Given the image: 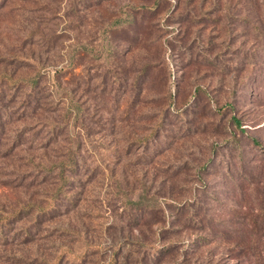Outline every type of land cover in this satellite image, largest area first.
<instances>
[{"label": "rangeland", "instance_id": "obj_1", "mask_svg": "<svg viewBox=\"0 0 264 264\" xmlns=\"http://www.w3.org/2000/svg\"><path fill=\"white\" fill-rule=\"evenodd\" d=\"M2 75L0 264H264V0H6Z\"/></svg>", "mask_w": 264, "mask_h": 264}, {"label": "trees", "instance_id": "obj_2", "mask_svg": "<svg viewBox=\"0 0 264 264\" xmlns=\"http://www.w3.org/2000/svg\"><path fill=\"white\" fill-rule=\"evenodd\" d=\"M5 2H6V0H0V6L2 7V4L5 3ZM38 77H39L38 75L34 76V77L30 78L29 80H26L25 83L28 84L30 87H32V86H34L37 83ZM0 81H5L7 83V85H9L11 88H16L20 83H22V80L13 81L11 79V77L7 76V75H2L0 77ZM0 100H1V89H0ZM1 130H2V120H1V117H0V132H1ZM236 143L238 144L239 142L236 140ZM255 143L256 142H254L253 144H255ZM73 166H74L73 164L66 165V167L69 168V169L70 168L74 169ZM70 182H71V180L69 178H65V176L62 175L60 177V186L57 188L58 190H55V192H53V194L51 195V197H50V199L48 201V204L45 207H39V206H34V207L33 206H28L26 208L22 207V208H19L18 210H16L13 214L5 216V217H2L0 219V242L3 243V242L8 241L7 238L5 237V235L12 231L10 229L11 228L10 223L13 224L14 220L21 214V212H27L28 209L30 210L32 208V209H34V212L32 214V219H33L32 223H31L32 225L29 224V226L26 227V228L20 227L17 231L13 232V237H12L13 239H15V236H18V235H20V233H23L25 238H30V235H29V233H31L30 228L31 227L32 228L33 227H38V226H36V224L39 222V219H41L42 217L49 218V217H51L52 215L55 214V212L57 211L56 202L58 201V199L59 198L68 199L66 197V195H65V188H67V185L70 184ZM255 197L258 199V201L262 205H264V188H263V191H261V195L258 196V193H257V195ZM187 207L188 206H183V208H187ZM251 228H252V224H251ZM262 228H264V225H262L261 229ZM260 239L264 243V235H261ZM230 240L231 239H227V240H224V242L230 241ZM235 241H236L237 244L242 245L240 243L241 240L235 239ZM252 246H253V243H252ZM252 257L256 258V264H260L261 263L260 259L257 258L255 256V254H252ZM59 259L56 258L50 264H59Z\"/></svg>", "mask_w": 264, "mask_h": 264}]
</instances>
